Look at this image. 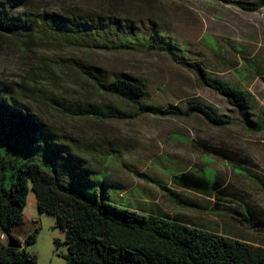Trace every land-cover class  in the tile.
I'll use <instances>...</instances> for the list:
<instances>
[{
  "label": "trees",
  "instance_id": "obj_1",
  "mask_svg": "<svg viewBox=\"0 0 264 264\" xmlns=\"http://www.w3.org/2000/svg\"><path fill=\"white\" fill-rule=\"evenodd\" d=\"M231 2L246 12L264 6V0ZM171 9V0H0V48L29 56L63 55L38 56L19 80L0 78V264H38L37 256L26 251L35 243L37 231L24 241L12 234L23 221L29 186L37 209L52 215L56 227L66 233V264H264L263 244L223 235L155 206L148 210L119 206L95 187V181L90 180L94 194L87 195L60 180L59 151L70 146L63 141L66 135L39 112V102L73 119L124 120L154 114L200 116L221 128L233 124L231 118L200 102L187 101L186 106L157 102L140 79L97 65L84 53L163 54L193 72L202 87L224 97L237 109L247 131H264V114L252 112L251 94L238 83L215 76L206 54L173 24ZM202 47L216 51L212 38ZM245 69H240L245 72L242 77ZM127 106L132 109L124 110ZM197 146L203 164L217 159L231 165L264 192V177L249 157L204 142ZM72 152L70 161L87 173L95 171L81 148L75 146ZM200 170L171 173L170 183L213 200V211L238 216L239 224L264 234V218L246 205L241 210L224 205L232 202V195L223 181L210 168ZM153 182L176 206L199 208L191 199ZM10 239L21 247L9 246Z\"/></svg>",
  "mask_w": 264,
  "mask_h": 264
},
{
  "label": "rangeland",
  "instance_id": "obj_2",
  "mask_svg": "<svg viewBox=\"0 0 264 264\" xmlns=\"http://www.w3.org/2000/svg\"><path fill=\"white\" fill-rule=\"evenodd\" d=\"M231 1L171 0L172 22L194 48L206 54L205 58L214 68L216 77L224 82L238 83L247 89L253 97L252 112L262 115L264 6L255 12H246ZM207 38L214 40L216 51L202 49ZM82 55L104 68L140 79L157 102L165 105L182 102L184 106L187 101L200 102L210 106L216 113L231 118L233 124L221 128L208 124L200 116L174 118L154 114L124 120L73 119L39 102V112L47 122L68 136L63 141L70 148H62L58 156L60 180L87 195H93L95 187L102 189L109 200L119 206L135 210L143 207L148 210L155 206L171 214H181L223 235L264 245V234L239 224L235 219L238 216H231L225 211H213V200L176 188L169 179L171 173L188 170L200 173V169L207 172V168H210L232 195V202H225L224 205L238 210L246 205L264 218V192L259 185L220 160L203 164V153L197 146L204 142L224 147L241 158L247 156L258 166L254 170L264 177V131H247L239 121L236 108L213 90L202 87L189 69L163 54L89 52ZM38 56L63 55L52 52L29 56L0 48V78L19 80ZM66 56L70 54L66 53ZM243 68L247 70L244 77ZM249 68L256 70L250 71ZM127 109L132 108L127 106L124 110ZM75 146L81 148L88 165L95 171L87 173L76 162L68 159ZM80 164L82 167L86 165ZM90 180L96 182L95 187ZM153 181L160 182L182 198L191 199L199 208L176 206L169 200L168 193ZM35 231L36 241L27 246L26 251L37 256L38 264H66L63 257L67 254L66 233L56 227L52 215L37 209L35 194L29 186L23 221L14 227L12 234L24 241Z\"/></svg>",
  "mask_w": 264,
  "mask_h": 264
},
{
  "label": "water",
  "instance_id": "obj_3",
  "mask_svg": "<svg viewBox=\"0 0 264 264\" xmlns=\"http://www.w3.org/2000/svg\"><path fill=\"white\" fill-rule=\"evenodd\" d=\"M9 246H12V247H18V248L21 247V245H16V243H15L14 240H12V239L9 240Z\"/></svg>",
  "mask_w": 264,
  "mask_h": 264
}]
</instances>
